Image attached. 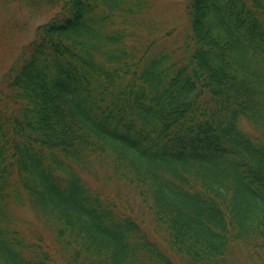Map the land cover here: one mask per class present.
Masks as SVG:
<instances>
[{"label":"trees","instance_id":"16d2710c","mask_svg":"<svg viewBox=\"0 0 264 264\" xmlns=\"http://www.w3.org/2000/svg\"><path fill=\"white\" fill-rule=\"evenodd\" d=\"M57 1L0 87V264L264 258V0H189L178 58L130 41L149 0ZM94 165L146 199L167 253Z\"/></svg>","mask_w":264,"mask_h":264},{"label":"rangeland","instance_id":"374dc122","mask_svg":"<svg viewBox=\"0 0 264 264\" xmlns=\"http://www.w3.org/2000/svg\"><path fill=\"white\" fill-rule=\"evenodd\" d=\"M148 3V7L141 14L131 16L127 20L125 27L131 35L130 41L135 40L139 46L149 47V53L168 49L173 51L177 58L180 57L183 41L185 37L190 36L189 0H149ZM59 6L58 1L53 3L52 0H0V87L4 86L5 73L21 47L34 37L36 26L54 15ZM241 124L244 129H253L244 119H241ZM85 179L93 189L109 196L115 209L138 219L142 229L161 244V248L158 247L167 253L165 250L169 249V246L165 243L163 230L153 226V216L147 208L146 199L141 197L136 188L116 178L111 169L103 170L99 165H94L91 172H86ZM16 210L21 216L29 218L31 223L41 225L28 203ZM50 236V233L46 234V238ZM233 251L235 259L230 264H264V258L247 254L242 245ZM261 253L263 257L264 248ZM168 254L175 264H189L184 256L176 255L173 251Z\"/></svg>","mask_w":264,"mask_h":264}]
</instances>
